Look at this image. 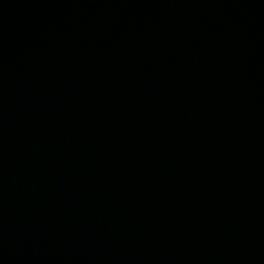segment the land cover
Here are the masks:
<instances>
[{
	"label": "water",
	"instance_id": "water-1",
	"mask_svg": "<svg viewBox=\"0 0 264 264\" xmlns=\"http://www.w3.org/2000/svg\"><path fill=\"white\" fill-rule=\"evenodd\" d=\"M0 264H264V0H0Z\"/></svg>",
	"mask_w": 264,
	"mask_h": 264
}]
</instances>
